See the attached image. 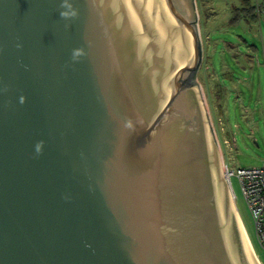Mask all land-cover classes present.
<instances>
[{
	"label": "water",
	"instance_id": "water-1",
	"mask_svg": "<svg viewBox=\"0 0 264 264\" xmlns=\"http://www.w3.org/2000/svg\"><path fill=\"white\" fill-rule=\"evenodd\" d=\"M63 3L0 0V264H260L193 0Z\"/></svg>",
	"mask_w": 264,
	"mask_h": 264
},
{
	"label": "rangeland",
	"instance_id": "rangeland-1",
	"mask_svg": "<svg viewBox=\"0 0 264 264\" xmlns=\"http://www.w3.org/2000/svg\"><path fill=\"white\" fill-rule=\"evenodd\" d=\"M202 59L195 72L203 104L225 167H254L264 164V66L250 47L254 37L248 22L236 19L243 0H193ZM243 7V6H242ZM252 55L254 57H252ZM262 57V56H261ZM225 178V176H224ZM232 199L246 227L260 264V245L254 220L236 177L231 180ZM234 195V196H233Z\"/></svg>",
	"mask_w": 264,
	"mask_h": 264
},
{
	"label": "built area",
	"instance_id": "built-area-1",
	"mask_svg": "<svg viewBox=\"0 0 264 264\" xmlns=\"http://www.w3.org/2000/svg\"><path fill=\"white\" fill-rule=\"evenodd\" d=\"M225 176L231 189L232 177L238 179L254 220L257 239L264 249V164L237 169L226 166Z\"/></svg>",
	"mask_w": 264,
	"mask_h": 264
},
{
	"label": "crops",
	"instance_id": "crops-1",
	"mask_svg": "<svg viewBox=\"0 0 264 264\" xmlns=\"http://www.w3.org/2000/svg\"><path fill=\"white\" fill-rule=\"evenodd\" d=\"M248 2L250 6L253 7L252 8L253 16L250 14L249 17L245 18L243 17V12H242V16L240 17V22L244 20L248 22V25L253 31L254 37L261 39L262 49L260 48L259 44L258 45L253 44L249 49L254 56L257 53L259 58L263 60V66H264V0H248ZM243 5H241V7ZM238 7L240 8V6ZM253 55L252 57H254Z\"/></svg>",
	"mask_w": 264,
	"mask_h": 264
},
{
	"label": "clouds",
	"instance_id": "clouds-1",
	"mask_svg": "<svg viewBox=\"0 0 264 264\" xmlns=\"http://www.w3.org/2000/svg\"><path fill=\"white\" fill-rule=\"evenodd\" d=\"M62 7H71V5H68V4H67V0H64V3L62 4ZM60 15H61L62 18H69V13H67V12H65V11H62V12L60 13ZM75 15H77V13H76V12H73V13H72V16L74 17ZM80 55H82V50H80V49H74V50H73V59H74V60L77 59ZM23 101H24V98L21 97V98H20V102L23 103ZM42 147H43V141L38 142V143L35 145V150H36V152H37V153H40V152L42 151Z\"/></svg>",
	"mask_w": 264,
	"mask_h": 264
},
{
	"label": "trees",
	"instance_id": "trees-1",
	"mask_svg": "<svg viewBox=\"0 0 264 264\" xmlns=\"http://www.w3.org/2000/svg\"><path fill=\"white\" fill-rule=\"evenodd\" d=\"M243 7H237L236 10H237V13H236V19H240V17L242 16V12H243V17L247 18L250 16V14L253 16V13H252V8L248 2V0H243Z\"/></svg>",
	"mask_w": 264,
	"mask_h": 264
},
{
	"label": "bare ground",
	"instance_id": "bare-ground-1",
	"mask_svg": "<svg viewBox=\"0 0 264 264\" xmlns=\"http://www.w3.org/2000/svg\"><path fill=\"white\" fill-rule=\"evenodd\" d=\"M240 219V218H239ZM240 222L243 224V226H242V228H243V230H244V233H245V235H246V237H247V239L249 240V237H248V233H247V230H246V227H245V225H244V222L240 219ZM241 224V225H242ZM249 242H250V240H249ZM250 244H251V242H250ZM251 246H252V244H251ZM253 248V247H252Z\"/></svg>",
	"mask_w": 264,
	"mask_h": 264
},
{
	"label": "flooded vegetation",
	"instance_id": "flooded-vegetation-1",
	"mask_svg": "<svg viewBox=\"0 0 264 264\" xmlns=\"http://www.w3.org/2000/svg\"><path fill=\"white\" fill-rule=\"evenodd\" d=\"M235 203H236V201H235Z\"/></svg>",
	"mask_w": 264,
	"mask_h": 264
}]
</instances>
